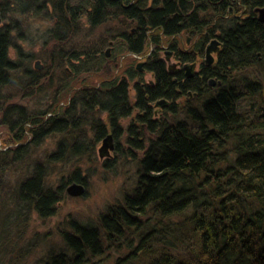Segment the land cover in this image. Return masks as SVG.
I'll use <instances>...</instances> for the list:
<instances>
[{"label":"trees","instance_id":"obj_1","mask_svg":"<svg viewBox=\"0 0 264 264\" xmlns=\"http://www.w3.org/2000/svg\"><path fill=\"white\" fill-rule=\"evenodd\" d=\"M30 2L47 8L54 19L45 33L53 60L81 18L93 26L122 18L125 27L111 38L119 45L117 54H140L148 44L159 47L163 39L179 34L194 39L198 54L211 37L221 43L216 63L202 65L190 78L153 54L145 65L154 74L153 84L141 77L135 85L134 104L142 113L135 122L141 126L129 125L130 149L121 154L137 164L136 186L99 215L98 225L71 220L61 234L64 248L49 251L41 264H90L107 246L123 251L114 264H264V23L255 12L264 0H12L11 6L23 13ZM11 11L0 2V123L11 131V141L17 146L31 134L27 142L38 144L52 132L71 136L87 121V111L95 139H103L107 129L118 137L120 119L131 113L127 84L119 78L95 86L83 79L57 113V103L35 112L12 101L16 95L6 93L7 87L23 94L41 88L46 73L27 66L23 70V59L11 57L12 30L18 26ZM175 51L178 60L191 59L188 51ZM68 57L76 61L70 63L73 80L90 73L91 66L98 70L104 60L102 52L96 58L94 52L70 51ZM254 67L261 75L249 74ZM125 74L133 80L138 71L130 66ZM68 76L63 78L65 93ZM161 98L166 103L153 117L149 105ZM94 108L105 111L107 123L99 113L92 115ZM78 109L83 114L75 115ZM82 134L68 147L75 155L87 146ZM25 146L0 151V161L22 155ZM63 149L59 141L51 156ZM67 181L83 184L76 174ZM56 189L44 183L37 164L34 174L16 187V209L0 217V229L19 209L35 207L40 216L51 215L61 197Z\"/></svg>","mask_w":264,"mask_h":264},{"label":"rangeland","instance_id":"obj_2","mask_svg":"<svg viewBox=\"0 0 264 264\" xmlns=\"http://www.w3.org/2000/svg\"><path fill=\"white\" fill-rule=\"evenodd\" d=\"M0 2L7 3V7L12 10L9 14L10 19L17 21L18 25L16 30H12L13 45L9 48L11 57L17 60L19 57L23 59L20 62L23 70L27 66L31 70L46 73L45 79L41 81V88L39 86L34 87L23 94L19 90L16 93L15 91L11 92L9 91L10 87H7L6 93L18 95V97L12 96V101L22 104L28 111L35 112H42L48 107L53 108L57 103V113L60 109L66 108L70 94L78 87L83 86V79H86L88 83H93L95 86L98 81L103 82L104 80L119 78L127 84V97L130 102L131 113L129 116L120 119L121 133L118 137L112 138L114 148L109 150V154L103 157L99 156L102 138L99 140L95 139L94 129L89 123V111L85 115L87 121L78 130L71 133V136H68L67 133L52 132L41 138L38 144L28 143L31 139L30 137H32L29 133L28 139L26 141L24 139L23 142H20L21 145L16 146V143L11 141L12 133L9 128L0 123V151L10 149V147L15 149L28 143L25 146L27 148L21 151L22 155H18L15 158L9 155L5 161H0V217L15 211L18 199L16 187L23 179L34 174L37 164L42 167L44 183L46 182V185L53 190L59 187L61 194L60 200L56 202L51 215L40 216L36 208L31 207L25 210L19 209L17 217H10L11 222L7 227L0 229V264H41L49 251L57 252L64 248L61 234L63 231L69 230L71 220L98 225L99 215L109 206L122 202L123 195L131 193L136 186L137 164L132 159L128 161L121 154L128 152L130 149V143L127 139L129 125L134 123L136 130L141 126L134 122L137 119L136 116L142 114L134 104L136 100L135 85L140 81V77L130 80L126 77L125 71L130 66L136 69L137 63L146 61L142 65L139 75L142 77L143 83L151 84L150 82H152L153 84L154 74L148 71L145 65L151 59L157 57L166 67L169 64H173L176 69L183 71V73H185V64L194 63L192 68L194 76L195 73L201 70V66L204 63L205 47L216 37H211L207 40L200 54L193 50L194 39L189 35H184V38L180 34L163 39V43L159 47L148 44L140 54L128 51L117 54L115 52L119 45L116 43L114 46L115 42L112 40L114 37L112 33L121 31L125 27L124 21L121 20L122 18L106 20L97 26H93L86 19L81 18L70 29L67 43L61 45V56L55 57L53 60L49 57L50 53H48V49H51L53 45L52 42H47L45 34L54 25V19L50 11L44 6L36 7L37 5H32L33 2H30L31 5L22 13L14 10V6H11L12 0H0ZM199 15L202 17L203 13ZM128 27L129 25L126 28L128 29ZM198 39L199 36L196 43ZM173 44H176V49H172ZM175 50L188 51L187 53L191 55V59L189 61L178 60ZM70 51H76L77 53L94 52L96 58L102 52L104 60L101 65L98 64L100 66L97 65L98 70H96V66H91L90 73L89 71L82 72L78 74L77 80H73L75 74H73L74 70L70 69L72 68L70 63L73 62V60L70 62L71 59L68 57ZM153 54H155V57ZM213 55L214 59L211 65H214L217 60L216 54L213 53ZM36 63H39V68L36 67ZM73 63H76V61ZM250 70L249 74L252 77L261 75L259 69L255 67ZM63 71L67 73L65 76ZM245 71L247 72V70ZM171 72L174 71L172 70ZM175 72L178 73L177 71ZM67 75H69L66 79L69 88L65 93L62 89L65 83L63 78ZM211 78L215 80L214 77ZM191 96L192 94L190 93L188 98ZM186 98L187 95H182L181 97V99L185 100ZM181 103H183V100ZM150 105L152 108L155 106L154 103ZM151 106L150 109L153 112ZM160 108L159 106L155 108L156 110L159 109V111L154 113L153 117H157L160 114L163 109ZM50 112L51 110L49 109L48 113L50 114ZM79 112L83 114V109H78L75 115H79ZM92 112V115L96 118L99 113L102 121L106 122L105 111L94 108ZM48 115H44V118ZM80 131L83 133L80 137L84 138L87 146L82 152L75 155L68 147H70ZM107 132L110 133L109 129H107ZM131 137L133 138L134 136L131 135ZM59 141H63L65 149L59 155L51 156L56 151ZM117 144H119L118 150ZM132 151L135 152V149L132 148ZM74 174L83 182V191L79 195H70L66 192V188L72 182H75L67 181ZM122 253L123 251H119L114 246H107L102 254L92 258L90 264H114L116 258ZM6 256L8 257L6 258Z\"/></svg>","mask_w":264,"mask_h":264},{"label":"water","instance_id":"obj_3","mask_svg":"<svg viewBox=\"0 0 264 264\" xmlns=\"http://www.w3.org/2000/svg\"><path fill=\"white\" fill-rule=\"evenodd\" d=\"M255 12L257 13V19L260 22H264V7H258L255 9ZM220 42L217 39H212L209 44L205 47V64L210 65L213 62V55L212 53L217 52L219 50ZM140 65V62L138 63ZM193 66L194 63L191 64H185L184 70H185V76L190 78L193 76ZM36 67H40L39 63H36ZM209 83L213 85L215 83V80L213 78L209 79ZM218 84H220V81H217ZM166 103V100L164 98H161L157 100V105H162ZM112 133L106 134L102 139V144L99 147V156L103 157L105 155L109 154V150L114 148V145L112 143ZM83 191V185L81 183L72 182L67 188L66 192L70 195H79Z\"/></svg>","mask_w":264,"mask_h":264},{"label":"flooded vegetation","instance_id":"obj_4","mask_svg":"<svg viewBox=\"0 0 264 264\" xmlns=\"http://www.w3.org/2000/svg\"><path fill=\"white\" fill-rule=\"evenodd\" d=\"M256 17H257V13H256ZM258 20V19H257ZM264 23V22H263ZM214 39V38H213ZM217 39V38H216ZM218 40V39H217ZM219 41V40H218ZM220 42V41H219ZM220 45H221V43H220ZM219 50H220V46H219ZM219 50L217 51V52H214L215 54H216V56L218 55V52H219ZM187 52V51H186ZM109 55V54H108ZM212 55H213V53H212ZM213 59H214V55H213ZM204 61H205V51H204ZM146 63V61H141L140 62V65H138V63L136 64V71H138V75L135 77V78H137V77H140L141 78V76L139 75V71H141V67H142V65L143 64H145ZM211 65V64H210ZM210 65H207V64H205V62L203 63V66L204 67H207V66H210ZM185 72V71H184ZM198 73V72H197ZM153 74V73H152ZM196 74V73H195ZM194 74V75H195ZM184 75H185V73H184ZM127 77V76H126ZM186 77V76H185ZM128 78V77H127ZM186 78H188V77H186ZM209 79L210 78H208V82H209ZM151 84H152V82H150ZM210 84V83H209ZM211 85V84H210ZM154 105L155 106H153L154 108H152V106L151 105H149V106H151V108H152V110H153V113H157L158 111H159V109H155V108H157V106H159V107H161V108H163L164 107V105H165V103L164 104H162V105H157V101L156 102H154ZM160 108V109H161ZM135 122V121H134ZM136 123V122H135Z\"/></svg>","mask_w":264,"mask_h":264}]
</instances>
